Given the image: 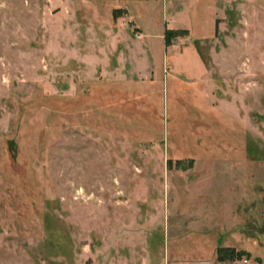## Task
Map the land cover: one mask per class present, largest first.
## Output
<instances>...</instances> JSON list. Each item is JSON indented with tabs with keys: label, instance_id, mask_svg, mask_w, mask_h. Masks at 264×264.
<instances>
[{
	"label": "rangeland",
	"instance_id": "1",
	"mask_svg": "<svg viewBox=\"0 0 264 264\" xmlns=\"http://www.w3.org/2000/svg\"><path fill=\"white\" fill-rule=\"evenodd\" d=\"M0 264H264V0H0Z\"/></svg>",
	"mask_w": 264,
	"mask_h": 264
},
{
	"label": "trees",
	"instance_id": "2",
	"mask_svg": "<svg viewBox=\"0 0 264 264\" xmlns=\"http://www.w3.org/2000/svg\"><path fill=\"white\" fill-rule=\"evenodd\" d=\"M179 30H174V29H168L167 31H166V34H165V41H166V44H170L171 43V40L175 37V36H177V35H179L177 32H178Z\"/></svg>",
	"mask_w": 264,
	"mask_h": 264
}]
</instances>
